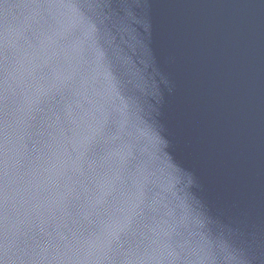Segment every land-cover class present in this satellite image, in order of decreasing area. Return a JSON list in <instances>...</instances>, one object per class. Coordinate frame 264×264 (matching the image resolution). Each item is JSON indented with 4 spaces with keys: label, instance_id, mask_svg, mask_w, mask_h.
<instances>
[{
    "label": "water",
    "instance_id": "95a60500",
    "mask_svg": "<svg viewBox=\"0 0 264 264\" xmlns=\"http://www.w3.org/2000/svg\"><path fill=\"white\" fill-rule=\"evenodd\" d=\"M0 30L39 65L30 122L71 108L90 125L85 143L64 145L81 166L64 176L8 118L0 264H52L51 239L22 211L58 180L88 220L120 222L113 247L182 243L204 264H264V0H0ZM106 230L88 244L108 243Z\"/></svg>",
    "mask_w": 264,
    "mask_h": 264
},
{
    "label": "clouds",
    "instance_id": "9594fccd",
    "mask_svg": "<svg viewBox=\"0 0 264 264\" xmlns=\"http://www.w3.org/2000/svg\"><path fill=\"white\" fill-rule=\"evenodd\" d=\"M52 31L53 24L44 29L41 36L51 39L49 33ZM19 41L12 39L6 30H0V137L4 136L7 120L11 117L20 134L35 136L48 168L59 167L64 176L79 173L81 166L78 161L65 159L63 148L71 142L85 143L90 125L79 124L71 108L67 113L57 115L47 127L37 128L30 122L33 106L39 102L42 78L36 75L39 69L36 57ZM3 149L0 142V154H3ZM40 182L46 183L43 179ZM55 192L53 195L44 190L36 196H29L22 211L24 222L34 236L51 239L52 264H204L207 259L195 247L182 243H164L144 252L113 247L110 239L113 231L120 227V222L88 220L75 185L66 188L58 180ZM44 225H47V232ZM102 225L107 229L102 235L109 242L98 239L95 246H90L88 236ZM33 252L39 254L38 243Z\"/></svg>",
    "mask_w": 264,
    "mask_h": 264
}]
</instances>
